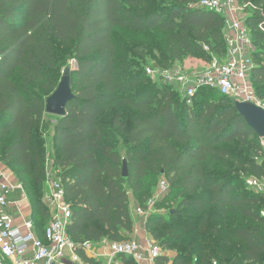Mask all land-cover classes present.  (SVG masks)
<instances>
[{
	"label": "trees",
	"instance_id": "obj_1",
	"mask_svg": "<svg viewBox=\"0 0 264 264\" xmlns=\"http://www.w3.org/2000/svg\"><path fill=\"white\" fill-rule=\"evenodd\" d=\"M200 1L0 0V161L23 186L40 238L49 210L42 200L47 157L38 129L47 127L45 99L72 59L74 97L52 127L53 164L71 208V240L129 239L134 221L125 185L142 198L147 178L162 176L167 193L181 198L169 220L160 214L145 220L162 250L157 264H264V192L246 183L264 179L261 138L233 99L216 89L202 87L219 97L203 99L198 109L171 89L149 86L145 68L117 59L114 29L158 31L164 67L170 59L224 58V17L196 5ZM237 1L253 6L245 19L255 46L251 79L264 106V0ZM132 90L137 92L126 95ZM117 93L137 112L130 125L118 122L117 113L107 122L100 118L104 100ZM215 166L229 174L213 172ZM202 189L208 196L197 192ZM165 251L175 257L170 261ZM77 253L83 264H104L82 249ZM116 259L138 264L121 254Z\"/></svg>",
	"mask_w": 264,
	"mask_h": 264
},
{
	"label": "built area",
	"instance_id": "obj_2",
	"mask_svg": "<svg viewBox=\"0 0 264 264\" xmlns=\"http://www.w3.org/2000/svg\"><path fill=\"white\" fill-rule=\"evenodd\" d=\"M196 5L223 15L226 55L224 58L212 56L207 62V67L200 72L166 71L163 74L164 81L176 82L187 104H192V98L200 87L216 89L221 95L232 98L234 103L258 102L251 79L255 67L253 59L255 46L250 30L240 16L245 8L252 6L251 3L241 4L237 0H201ZM259 28L264 32L263 24H260ZM145 72L151 75L156 73V70L147 67ZM3 167L4 164L0 161V264H67L68 262L83 264L77 249H82L85 253L91 251L95 258L100 257L95 252L92 242L75 243L71 240L67 232L71 208L65 200L60 179L50 182L48 209L51 219L44 228L43 238L38 236L32 218L24 219L17 224L9 210L17 202L10 198L14 190L23 188L21 183L13 180L12 173H8ZM246 183L249 187L264 192L261 180L250 178ZM167 190L168 182L162 177L158 183L157 194L146 200L145 208L136 207L135 213L146 218L154 207L158 195ZM261 214L264 216V210ZM104 249L109 264L112 258L119 254L132 257L140 264L154 260L162 253L161 247L148 237L144 243L137 238L118 242L105 240Z\"/></svg>",
	"mask_w": 264,
	"mask_h": 264
},
{
	"label": "rangeland",
	"instance_id": "obj_3",
	"mask_svg": "<svg viewBox=\"0 0 264 264\" xmlns=\"http://www.w3.org/2000/svg\"><path fill=\"white\" fill-rule=\"evenodd\" d=\"M251 7L249 6L245 8L244 12L240 13V16L243 18V20L246 19V14H248V12L250 11V9L248 8H251ZM112 35L118 45L117 59L119 60V62H122V63L134 62L138 65V68L140 69L142 68L144 69L147 67H150L151 69H155L156 73H153L148 76L149 80L147 84L149 86L155 85L159 89H171L175 94L180 95L181 99L185 97L178 90V86L176 82H174L173 80L164 81L163 74L166 71H169V72H174V71L181 72L182 71V72H189V73L195 72V71L200 72V71H203L207 67V62L196 59V58H188V57L183 58L180 61L170 59L169 64H168L169 67H164L160 63H161L162 57L165 56L164 54L165 53V49H164L165 42H164L163 36L158 31L149 30L144 33H135V32H130L126 29H114L112 32ZM154 65L156 66L153 67ZM75 67H76V62L71 59L68 65L61 71V75L59 79L62 77L63 71L66 68L72 71ZM36 87L38 88V86ZM200 88L196 90V93L192 98V104L196 106L198 109H200L201 102L203 99L216 100L219 97V95L215 91H209L202 87ZM253 90L255 93L254 86H253ZM99 91L103 92L101 87L99 88ZM134 92H137V90H132L130 92H127L126 95H131ZM122 96H123L122 94L117 93L115 97L104 100L103 102L104 113L100 116L102 121H105V122L110 121L111 117L117 113L119 116L118 122L126 126L130 125V123L132 122V119L134 118V116H136L137 112L135 110H131L130 108L120 103ZM226 101L231 102L230 98L229 99L227 98ZM253 103L263 106L262 102L259 100L258 102L255 101ZM44 120L47 122V127L45 129L39 128L38 131L40 135L42 136L43 144H44L45 151H46V157H47L46 166H45V170H46L45 181L42 185L41 190H42V200L45 203L46 207L48 208V197L51 194L50 182L56 179H60L61 173H60V170L53 164L55 152L53 148V128L52 127H53V123L56 120V116L46 114ZM114 130L118 131V127L114 126ZM118 147L120 149H123V139L119 141ZM122 154H123V150H122ZM3 168L8 173L14 174L13 170L8 169L5 165ZM207 169H208L209 174L211 175V165L208 166ZM212 171L217 174H222V175L229 174L226 170L220 168L219 166L213 167ZM161 178L162 176L155 177L152 175H150L147 178L145 185H144V188H146L145 195L142 198H140L139 196L137 197L133 195L129 186L125 185V189L129 197L131 213L133 216H136L140 218L141 220H143L144 218L143 216L135 214L134 208L138 206L145 208L146 200L152 197L153 195L157 194V187H158V183ZM21 191H23L25 195V200L23 204L26 203L28 208L31 211L29 199L27 197V194L24 188ZM19 192L20 191H18L16 194L17 199L19 198ZM197 192L201 193L202 195L204 194L206 196H208L209 194L204 189L197 190ZM180 198H181L180 196L171 197V194L167 192L158 195V199L154 207L149 212V215L150 214H160V215H163L166 218V220H169V217H168L169 209L173 210L176 207ZM22 210H24V208ZM48 210H49V214L47 218L41 223L42 229L49 223L51 219L50 209ZM22 217H23V213L21 211L20 214L17 215V218L18 220H20ZM35 220L41 222L40 219L36 218ZM133 221L135 223L134 219ZM147 236L151 238L152 240H154L156 244H160L158 240H155L149 235ZM104 245H105V240H101L100 242L93 243V247L94 248L96 247L97 249L104 247ZM98 258H102V257H98Z\"/></svg>",
	"mask_w": 264,
	"mask_h": 264
},
{
	"label": "water",
	"instance_id": "obj_4",
	"mask_svg": "<svg viewBox=\"0 0 264 264\" xmlns=\"http://www.w3.org/2000/svg\"><path fill=\"white\" fill-rule=\"evenodd\" d=\"M74 97L71 88L70 70L66 68L60 78L56 88L45 99V113L53 116H64L66 114V105ZM235 107L239 114L244 118L247 125L256 133L264 138V106L251 102H235ZM128 175L126 161L123 162L122 176ZM71 264V263H67Z\"/></svg>",
	"mask_w": 264,
	"mask_h": 264
},
{
	"label": "crops",
	"instance_id": "obj_5",
	"mask_svg": "<svg viewBox=\"0 0 264 264\" xmlns=\"http://www.w3.org/2000/svg\"><path fill=\"white\" fill-rule=\"evenodd\" d=\"M261 140H262V145H263V148H264V138L261 139ZM12 176H14L13 180L17 181L19 183V181L17 180V178L15 177V175L13 173H12ZM261 182H262V184L264 186V179L261 180ZM18 191H20V192H19V198L17 199L16 198V194H17ZM10 199L17 202L15 206L10 207V209H9L10 212H12V214L14 215L15 222L17 224L21 223L24 219L31 218L30 217V215H31L30 209L28 208L26 203L23 204L24 200H25V195H24L23 191L18 190V189L14 190V192L12 193ZM21 208L22 209L24 208V210H22ZM21 211L23 213V217L20 220H18L17 215H19ZM130 211H131V208H130ZM131 215H132V213H131ZM132 218L135 220V223H134L133 231L129 233V236H130V238H137L140 242L144 243L145 239L148 237L147 236L148 234H147V232L145 230V220H146V218L144 217L143 220H141L140 218H138L136 216H133V215H132ZM95 252L97 254H99L100 257H102L100 259H102V261L105 264H109L108 256H105L106 249H104V247H101V248H98V249L95 247ZM86 254L91 256V257H95L94 254L91 251H89ZM163 254L167 255L169 257L170 261H171L175 257L176 253L174 251H165ZM110 264H121V262L119 260H117L116 256H115L110 261ZM140 264H157V263L155 262V259H154V260H148V261L140 263Z\"/></svg>",
	"mask_w": 264,
	"mask_h": 264
}]
</instances>
